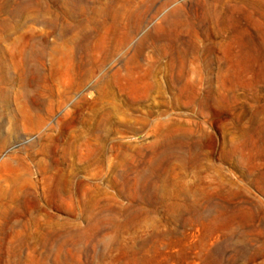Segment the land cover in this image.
<instances>
[{
    "label": "rangeland",
    "instance_id": "1",
    "mask_svg": "<svg viewBox=\"0 0 264 264\" xmlns=\"http://www.w3.org/2000/svg\"><path fill=\"white\" fill-rule=\"evenodd\" d=\"M60 2L0 0V264H264V0L131 4L84 59Z\"/></svg>",
    "mask_w": 264,
    "mask_h": 264
},
{
    "label": "bare ground",
    "instance_id": "2",
    "mask_svg": "<svg viewBox=\"0 0 264 264\" xmlns=\"http://www.w3.org/2000/svg\"><path fill=\"white\" fill-rule=\"evenodd\" d=\"M55 1L56 0H48V4H47V16H48V18H47V20L46 19H44V20H42L43 21V24L45 23V25L48 27V29H53L55 26H56V19L52 16L53 15V13L51 12V9H52V6L54 5V3H55ZM157 0H61V2H60V4H61V6H62V8H63V13H62V15H63V17L65 18V19H67V20H74L75 21V23H76V28H77V30H78V32H77V34H76V32H75V34H76V38H75V40L74 41H72L71 42V45H72V48H70V49H67L66 50V53H73V52H76V53H78L80 56H81V59H84V58H86L87 57V54H88V52L91 50V45H92V41L94 40V38L96 37V35L98 34V32H99V30H101L102 28H106V30H105V33H104V36L102 37V39L103 40H107V38L110 36V34L111 35H114L117 31H118V26L116 25V24H118V21L119 20H121V16L122 15H127V16H129V14L131 13H133V12H131V10H128L127 8H128V6L129 5H131L132 4V9L133 10H138V9H140V8H143V7H145V5L147 6V5H149V4H153V3H155ZM116 5H118L117 7H116ZM150 8V7H149ZM45 10V9H44ZM150 10V9H149ZM38 13V12H37ZM43 14V13H42ZM37 15V14H36ZM43 15H45V14H43ZM42 15V16H43ZM146 15V14H145ZM134 16V15H133ZM59 17V16H58ZM137 17V16H136ZM57 18V17H56ZM129 18V17H128ZM133 18V17H132ZM60 19H62V18H60ZM130 19H131V17H130ZM10 20H12V19H10ZM39 20V19H38ZM142 20V19H141ZM36 21V20H35ZM42 21H40V22H42ZM128 21V20H127ZM120 23V22H119ZM127 23V22H126ZM132 23V22H131ZM134 23H135V21H134ZM42 24V25H43ZM12 26V25H11ZM46 26H44V27H46ZM8 28V27H7ZM57 28V27H56ZM139 28H141V27H139ZM5 29V28H4ZM68 29H69V26L68 25H66L65 26V28H64V30H63V33H67L68 32ZM71 29V28H70ZM71 30H73V29H71ZM138 30V29H137ZM136 30V31H137ZM2 31V30H1ZM7 31V30H6ZM55 31H56V29H55ZM74 31V30H73ZM4 32H5V30H4ZM6 33V32H5ZM72 34V33H71ZM70 34V35H71ZM118 35V34H117ZM132 35H134L133 33H132ZM55 36V35H54ZM59 36H61V35H59ZM72 37V36H71ZM74 37V36H73ZM72 37V38H73ZM132 37V36H131ZM125 38V37H124ZM65 39V38H64ZM118 39V38H117ZM130 40V39H129ZM100 41V40H99ZM110 41V40H109ZM113 41V40H112ZM116 42V41H115ZM125 42V41H124ZM43 43V42H42ZM56 43V42H55ZM95 43V42H94ZM40 44V43H39ZM98 44V43H97ZM35 45V44H34ZM34 45H32V46H34ZM44 45V44H43ZM100 45V44H99ZM120 45H121V43H120ZM36 47V46H35ZM52 47H53V45H52ZM56 47V46H55ZM65 47V46H64ZM112 47H113V45H112ZM120 47H122V46H120ZM40 48V46H38V49ZM43 48V47H42ZM68 48V47H67ZM32 49H34L33 47H32ZM52 49V48H51ZM64 49V48H63ZM35 50H36V48H35ZM53 50V49H52ZM38 51V50H37ZM48 51V50H47ZM104 51V50H103ZM30 53V52H29ZM37 53V52H36ZM46 53V52H45ZM52 53V52H51ZM55 53V52H54ZM54 53H52V54H54ZM65 53V52H64ZM62 54V53H61ZM61 54H60V56H61ZM31 55V54H30ZM33 55V54H32ZM31 55V56H32ZM42 55V54H41ZM40 55V56H41ZM55 55L56 54H54V57H55ZM76 54H74V56H75ZM50 56H53V55H50ZM49 56V57H50ZM26 57H28V56H26ZM25 57V58H26ZM53 57V58H54ZM57 57H59V56H57ZM67 57V56H66ZM77 57V56H76ZM29 58H31V57H29ZM28 58V59H29ZM68 59V58H67ZM31 60V59H30ZM65 60V59H64ZM74 60H75V58H74ZM74 60H73V62H74ZM79 60V59H78ZM78 60H77V62H78ZM72 61V60H71ZM81 61V60H80ZM86 61H88V60H86ZM31 62V61H30ZM59 62V61H58ZM76 62V63H77ZM103 62H101V64H102ZM34 64V63H33ZM26 65V64H25ZM30 65V64H29ZM68 65V64H67ZM70 65V64H69ZM31 66H32V64H31ZM85 66H86V64H85ZM37 67V66H36ZM58 67V66H57ZM64 67H66V66H64ZM83 67V66H82ZM32 68H34V67H32ZM55 68V67H54ZM61 68V67H60ZM31 69V68H30ZM40 69V68H39ZM38 69V70H39ZM58 69V68H57ZM67 69V68H66ZM74 69V68H73ZM90 69V68H89ZM37 69H35V71H38ZM43 70V69H42ZM81 70V69H80ZM41 71V70H40ZM54 71V70H53ZM59 71V70H58ZM62 71V70H61ZM29 72H32V70L30 71L29 70ZM39 72V71H38ZM67 72V71H66ZM88 72V71H87ZM30 74H33V73H30ZM62 74V73H61ZM71 74V73H70ZM85 74V73H84ZM27 75H29V73L27 74ZM6 76H7V74H6ZM30 76V75H29ZM33 76V75H32ZM38 76V75H37ZM40 76V75H39ZM63 76H64V74H63ZM70 76V75H69ZM88 76V75H87ZM21 77V76H20ZM31 77V76H30ZM32 78V77H31ZM31 78H29V80H31ZM69 78V77H68ZM69 80H71V79H68V81ZM3 81V80H2ZM31 81H33V80H31ZM41 81V80H40ZM39 81V82H40ZM47 81V80H46ZM26 82V81H25ZM24 82V83H25ZM28 83V82H27ZM44 83V82H43ZM46 83V82H45ZM4 85H5V83H4ZM26 85V84H25ZM26 87V86H25ZM28 92V91H27ZM26 92V93H27ZM27 99V98H26ZM2 189V188H1ZM0 189V190H1ZM2 191V193L1 194H3V190H1ZM0 191V192H1ZM6 191V190H5ZM6 194V193H5ZM13 196H14V194H13ZM13 196H11V197H13ZM3 197H5V196H3ZM3 197H2V199H3ZM14 197H16V196H14ZM13 197V198H14ZM0 198H1V196H0ZM9 198V197H8ZM7 198V199H8ZM12 200H14V199H11L10 201H12ZM2 201V200H1ZM5 201H6V199H5ZM9 201V200H8ZM13 202V201H12ZM16 202H17V200H16ZM4 203V202H3ZM11 203V202H10ZM18 204V203H17ZM10 205V204H9ZM8 205V206H9ZM15 205V204H14ZM5 206V205H4ZM11 206V205H10ZM9 206V207H10ZM4 208V207H3ZM12 209V207L10 208V210ZM16 209V208H15ZM5 212H6V210H5ZM4 212V213H5ZM10 213H11V211H10ZM26 213V212H25ZM6 214V213H5ZM0 215H1V213H0ZM3 215V214H2ZM7 215H8V212H7ZM11 215V214H10ZM6 216V215H5ZM17 218H18V215L16 216ZM20 217V216H19ZM15 218V217H14ZM9 219H11V217L9 218ZM13 219V218H12ZM2 220H4V219H2ZM1 221V220H0ZM11 224V223H10ZM8 225V226H12V225ZM17 224V223H16ZM26 224V223H25ZM18 225V224H17ZM2 226V225H1ZM19 226V225H18ZM29 226V225H28ZM3 227V226H2ZM20 227V226H19ZM24 227V226H23ZM8 228V227H7ZM25 230V229H24ZM23 230V231H24ZM2 232V231H1ZM5 232V231H4ZM3 233V232H2ZM93 233V232H92ZM17 234V233H16ZM28 234V233H27ZM56 234H58V233H55L54 235H56ZM4 235V234H3ZM9 235V234H8ZM21 235V234H20ZM72 235H74V234H72ZM72 235H70V236H72ZM88 235H90V234H88ZM93 234H91V236H92ZM28 236V235H27ZM29 236H30V234H29ZM56 236H58V235H56ZM1 237V236H0ZM18 237V235H16V238ZM23 237V236H22ZM21 237V238H22ZM77 237V236H76ZM71 238V237H70ZM72 238H73V236H72ZM10 239H11V237H10ZM12 239H13V237H12ZM78 239H80V238H78ZM77 239V240H78ZM84 240L86 239V238H83ZM26 240V239H25ZM29 240V239H28ZM31 240V239H30ZM29 240V241H30ZM70 240H72V239H70ZM12 241H14V240H12ZM15 241H17V242H19L18 240H15ZM15 241L13 242V243H15ZM20 241H21V239H20ZM67 241V240H66ZM74 241V240H73ZM21 242H23V243H25L24 241H21ZM20 242V245H22V243ZM70 242V241H69ZM69 242H67L66 244H68ZM83 242V241H82ZM10 243V242H9ZM61 243V242H60ZM77 243H80V244H78V245H82L81 244V242H77ZM76 243V244H77ZM59 244V243H58ZM14 245V244H13ZM23 245H25V244H23ZM21 246V247H24V246ZM61 245V244H60ZM69 245V244H68ZM67 245V246H68ZM16 246H18V245H16ZM70 246H71V244H70ZM73 246H75L74 244H73ZM20 247V248H21ZM59 247H61V246H59ZM10 249V248H9ZM16 249H18V248H16ZM17 252V251H16ZM6 253V252H5ZM19 255V254H18ZM12 257H13V255H12ZM26 260H28V258L26 259ZM23 262V261H22ZM21 262V263H22ZM28 263V262H27Z\"/></svg>",
    "mask_w": 264,
    "mask_h": 264
}]
</instances>
